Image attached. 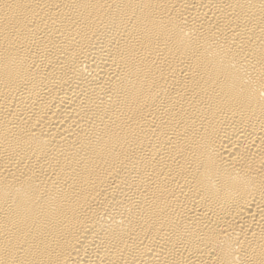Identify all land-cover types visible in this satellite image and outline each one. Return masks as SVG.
Listing matches in <instances>:
<instances>
[{"label": "bare ground", "instance_id": "obj_1", "mask_svg": "<svg viewBox=\"0 0 264 264\" xmlns=\"http://www.w3.org/2000/svg\"><path fill=\"white\" fill-rule=\"evenodd\" d=\"M0 264H264V0H0Z\"/></svg>", "mask_w": 264, "mask_h": 264}]
</instances>
